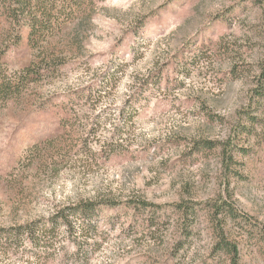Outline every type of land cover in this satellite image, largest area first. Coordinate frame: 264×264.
Returning <instances> with one entry per match:
<instances>
[{
	"label": "rangeland",
	"instance_id": "374dc122",
	"mask_svg": "<svg viewBox=\"0 0 264 264\" xmlns=\"http://www.w3.org/2000/svg\"><path fill=\"white\" fill-rule=\"evenodd\" d=\"M95 3L91 12L63 21L55 40L78 44L57 72L26 94L35 104L79 87L105 86L102 98L73 105L76 131L59 172L36 159L45 146L34 145L62 131L63 111L34 113L33 103L21 105L26 95L0 109V172L22 166L16 183L0 182V236L3 228L13 234L0 239V264H203L214 242L207 216L197 217L188 245L178 250V221L163 211L182 198L203 203L231 194L238 210L264 226V96L254 94L264 64V0ZM7 28L1 20L0 52L8 49L13 77L33 56L10 49ZM134 96L142 101L131 104ZM250 118L255 123L242 143L248 151L243 178L227 183L215 152L189 155L191 141L233 138ZM31 155L33 164L26 162ZM93 198H143L159 208L136 213V221L107 211L89 235L62 226L49 232L57 207ZM157 212L152 227L142 225ZM80 221L70 218L77 227ZM26 228L50 236L34 250L21 237ZM229 232L241 239L240 264H264L239 228Z\"/></svg>",
	"mask_w": 264,
	"mask_h": 264
},
{
	"label": "trees",
	"instance_id": "16d2710c",
	"mask_svg": "<svg viewBox=\"0 0 264 264\" xmlns=\"http://www.w3.org/2000/svg\"><path fill=\"white\" fill-rule=\"evenodd\" d=\"M95 5V0H0V21L5 20L9 24L7 33L13 43L10 49L15 48V50L21 52L22 56H26L28 53L33 56L32 61L21 67V71L19 69V72H16L15 76L12 77L7 72L9 69L8 49L0 52V109L13 99L21 100L34 85L48 79L49 73L57 72L60 69L59 66L64 64L62 58L69 51H73L75 45L78 44V40L75 38L70 45L67 43L63 46L61 44L62 40H55L62 27L65 26L63 21L72 19L83 12H91ZM138 37L136 36V38ZM258 78L259 81L254 89V94L257 97H263L264 64ZM161 80L162 78L159 77L158 81L161 82ZM166 84L168 85L169 82L166 81ZM104 87L103 84L95 87L92 85L79 87L68 91V94H54L42 98L35 104L29 102L30 99L27 95L25 100L21 101V105L26 104L28 107L33 103L34 105L31 106L33 109L30 110L34 113L46 114L51 113L53 110L59 113L58 108L63 111L59 118V124L63 129L57 133V138H41L34 145L36 149L41 151L42 149L39 148L45 146L43 152L37 151L39 156H35L40 162L46 163L47 169L51 172H59L62 166L61 163L68 159L70 155L67 153V146L71 140L70 136L76 131L74 130L75 116L78 112L72 108L73 105L84 102L85 99H97V96L102 98L103 91H105ZM131 99L130 102L134 105L142 101L138 96ZM254 103H256V100ZM30 110L29 112H31ZM208 113L210 114V112ZM129 117L134 118V116ZM251 121L254 124L255 118L250 120L248 126L237 127V135L233 138L229 137L225 141L205 138L191 141V147L188 149L189 155L191 157H207L215 152L220 158V167L227 183L231 179L239 180L243 178L245 174L243 159L248 151L242 146V143L245 140L244 136L252 132L253 125ZM67 123L70 124V129L67 128ZM64 137L67 138L64 139ZM71 145L73 146V144ZM83 145H85V142H83ZM108 152L116 155L122 154L115 149H109ZM31 158L32 155L28 157L26 162L29 161L33 164L34 159ZM21 168L20 163L6 168L3 172H0V182L16 183L21 174ZM158 205L143 198L126 199L121 202L109 198L81 199L67 207H57L54 210L49 220V232L52 234L62 226L65 228L66 233H72L78 228L82 233L89 235L92 231L97 232L100 225L98 220L107 211H114L116 214L124 213L130 221H136V213L151 209L158 211ZM164 208V213L171 212L174 220L178 221V250L188 245L187 243L198 222V216L205 214L210 220L214 242L207 251L208 257L204 259L203 264H240L244 255L241 239L232 236L229 232L231 228H239L241 238L250 244L252 243L253 247L256 246V251L264 257V226L260 227L253 218L238 210L232 201L231 194L228 197H221L216 200L210 199V201H204L203 203L182 198L171 205H166ZM160 214L157 212L154 217L150 216L143 219L142 225L152 227L153 220L159 219ZM71 216L81 220L78 227L70 222ZM48 233L42 228L39 230L26 228L21 237L23 236L35 250L45 243L43 242L45 238L50 236ZM12 235L9 230L3 228L0 239L4 238L8 241L11 240ZM172 264H174L173 261Z\"/></svg>",
	"mask_w": 264,
	"mask_h": 264
}]
</instances>
